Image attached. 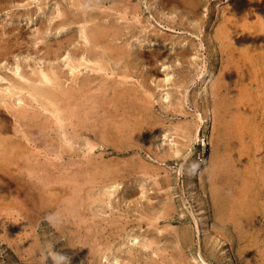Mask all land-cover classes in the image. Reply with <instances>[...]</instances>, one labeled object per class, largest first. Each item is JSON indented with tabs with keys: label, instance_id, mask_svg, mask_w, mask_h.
I'll list each match as a JSON object with an SVG mask.
<instances>
[{
	"label": "rangeland",
	"instance_id": "rangeland-1",
	"mask_svg": "<svg viewBox=\"0 0 264 264\" xmlns=\"http://www.w3.org/2000/svg\"><path fill=\"white\" fill-rule=\"evenodd\" d=\"M263 19L264 0H0V264H264Z\"/></svg>",
	"mask_w": 264,
	"mask_h": 264
},
{
	"label": "bare ground",
	"instance_id": "bare-ground-1",
	"mask_svg": "<svg viewBox=\"0 0 264 264\" xmlns=\"http://www.w3.org/2000/svg\"><path fill=\"white\" fill-rule=\"evenodd\" d=\"M179 1H181V0H179ZM184 2V1H183ZM198 2V1H197ZM199 3V2H198ZM181 4V3H180ZM183 5V4H182ZM181 5V6H182ZM193 5V4H192ZM180 6V5H179ZM184 7V6H183ZM190 10V9H189ZM53 15V14H52ZM60 15V14H59ZM83 15V14H82ZM66 16V15H65ZM71 16H73V15H71ZM77 16V15H76ZM85 16V15H84ZM83 16V17H84ZM70 17V16H69ZM91 17V16H90ZM51 18V17H50ZM55 18V17H54ZM67 18V17H66ZM65 18V19H66ZM73 18V17H72ZM77 18H78V16H77ZM80 18V17H79ZM85 18V17H84ZM83 18V19H84ZM222 18V17H221ZM59 19L60 18H58V21H59ZM64 19V20H65ZM74 19V18H73ZM92 19V18H91ZM108 19V18H107ZM82 20V19H81ZM264 20V19H263ZM53 21V20H52ZM66 21V20H65ZM64 21V22H65ZM72 21V20H71ZM75 22V21H74ZM78 22V21H77ZM87 22V21H86ZM115 22V21H114ZM63 23V22H62ZM79 23V22H78ZM89 23V22H88ZM3 25V24H2ZM1 25V26H2ZM7 25V24H6ZM15 25V24H14ZM82 25H84V24H82ZM225 25V24H224ZM230 25V24H229ZM260 25V24H259ZM8 26V25H7ZM11 26V25H10ZM51 26H54V24L53 25H51ZM50 26V27H51ZM61 26V25H60ZM261 26V25H260ZM259 26V27H260ZM66 27V26H65ZM93 27H94V25H93ZM95 27H96V25H95ZM99 27V26H98ZM104 27V26H103ZM233 27V26H232ZM236 27V26H235ZM53 28V27H52ZM86 28V27H85ZM91 28V27H90ZM224 28V27H223ZM94 29V28H93ZM221 29V28H220ZM228 29H231L230 27L228 28ZM236 29H237V27H236ZM252 29V28H251ZM259 29V28H258ZM16 30V29H15ZM67 30V29H66ZM83 30V29H82ZM88 30V29H87ZM241 30V29H240ZM1 31H3V30H1ZM17 31V30H16ZM20 31V30H19ZM55 31V30H54ZM57 31H58V29H57ZM80 31V30H79ZM233 31V30H232ZM257 31V30H256ZM6 32V31H5ZM62 32V31H61ZM107 32V31H106ZM221 32H222V29H221ZM226 32V31H225ZM228 32V31H227ZM230 32V31H229ZM243 32V31H242ZM247 32V31H246ZM7 33V32H6ZM19 33V32H18ZM59 33H60V30H59ZM102 33H103V31H99V30H97V29H94V30H92L91 32H90V35L92 34V41L93 42H99L101 39H102ZM116 33V31H113L112 32V35L113 34H115ZM220 33V32H219ZM244 33V32H243ZM13 34V33H12ZM39 34H40V32H39ZM73 34V33H72ZM84 34H85V32H84ZM237 34V33H236ZM3 35V34H2ZM85 35H88V34H85ZM230 35H232L231 34V32H230ZM234 35V34H233ZM246 35V34H245ZM247 35H250V34H248L247 33ZM246 35V36H247ZM252 35H253V33H252ZM262 35V34H261ZM14 36V35H13ZM22 36V35H21ZM83 36V35H82ZM220 36V35H219ZM222 36V35H221ZM264 36V35H263ZM36 37V36H35ZM34 37V38H35ZM40 37V36H39ZM58 37V36H57ZM90 37V36H89ZM164 37V36H163ZM217 37V36H216ZM249 37V36H248ZM20 37H18V39H19ZM37 38V37H36ZM43 38V37H42ZM220 38V37H219ZM230 38V37H229ZM247 38V37H246ZM31 39V38H30ZM63 39V38H62ZM86 39V38H85ZM90 39V38H89ZM117 39V38H116ZM227 39V38H226ZM239 39V38H238ZM245 39V38H244ZM3 40V39H2ZM36 40V39H35ZM37 40H39V39H37ZM45 40V39H44ZM65 40V39H64ZM91 40V39H90ZM89 40V41H90ZM113 40V39H112ZM218 40V39H217ZM222 40H225V39H222ZM262 40V39H261ZM14 41V40H13ZM12 41V42H13ZM69 41V40H68ZM86 41V40H85ZM88 41V43H93V42H89ZM102 41V40H101ZM230 41V40H229ZM264 41V40H263ZM4 42V41H3ZM26 42H28V41H26ZM32 42V41H31ZM223 42V41H222ZM86 43V42H85ZM100 43V42H99ZM250 43V42H249ZM9 44V43H8ZM13 44V43H12ZM34 44V43H33ZM228 44V43H227ZM254 44V43H253ZM89 45V44H88ZM230 45V44H229ZM255 45V44H254ZM8 46V45H7ZM90 46H92V45H90ZM122 46V45H121ZM9 47V46H8ZM89 47V46H88ZM227 47V46H226ZM232 47V46H231ZM235 47H237V46H235ZM243 47V46H242ZM250 47V46H249ZM254 47V46H253ZM90 48V47H89ZM116 47H114V49H115ZM225 48V47H224ZM241 48V47H240ZM78 49V48H77ZM221 49H222V47H221ZM226 49V48H225ZM244 49H245V47H244ZM243 49V50H244ZM249 49V48H248ZM86 50V49H85ZM84 50V51H85ZM115 50H117V49H115ZM252 50V49H251ZM256 50V49H255ZM87 51H89V50H87ZM97 51H99V50H97ZM104 51V50H103ZM232 51V50H231ZM242 51V50H241ZM86 52V51H85ZM250 52V51H249ZM100 53V52H99ZM112 53V52H111ZM243 53V52H242ZM252 53V52H251ZM83 54V53H82ZM91 54H92V52H91ZM95 54V53H94ZM245 54H247L246 52H245ZM250 54V53H249ZM257 54V53H256ZM255 53H254V55H256ZM76 55V54H75ZM74 55V56H75ZM100 55V54H99ZM104 55H106V54H104ZM121 55H122V53H121ZM260 55V54H259ZM118 54H117V58H118ZM248 56V55H247ZM263 56V55H262ZM261 56V57H262ZM84 57V56H83ZM87 57V56H86ZM108 57V56H107ZM116 57V56H115ZM264 57V56H263ZM81 58V57H80ZM96 58V57H95ZM122 58V57H121ZM238 58H239V56H238ZM227 59V58H226ZM245 59V58H244ZM249 59H250V57H249ZM264 59V58H263ZM119 60V59H118ZM71 62H72V60H71ZM97 62V61H96ZM249 62V61H248ZM247 62V64H249ZM251 62V61H250ZM264 62V61H263ZM77 63H79V62H77ZM255 63V62H254ZM246 64V63H245ZM251 64V63H250ZM256 64V63H255ZM76 65H78V64H76ZM73 66V64L71 65V67ZM230 66V65H229ZM17 67V66H16ZM78 67V66H77ZM245 67H247V66H245ZM74 68V67H73ZM249 68V67H248ZM245 69H247V68H245ZM48 70V69H47ZM69 70H70V68H69ZM71 70H73V69H71ZM75 70V69H74ZM73 70V71H74ZM231 70V69H230ZM252 71V70H251ZM16 72L17 71H15V74H16ZM41 72V76H39V75H37V76H39L40 77V79H39V81H37V83H43V84H46V86L45 87H42V86H38L37 84H33L32 85V88H33V90H35L39 95H41V98H44L45 97V95H46V93L50 96V95H52V92H50V93H48V92H46V90L47 89H52V90H55V81L54 80H52L51 79V77H49L46 73H44L43 71H40ZM49 72V71H48ZM53 72V71H52ZM72 72V71H71ZM78 72V71H77ZM235 72H236V70H235ZM230 73V72H229ZM237 73V72H236ZM250 73V72H249ZM18 74V73H17ZM22 74V73H21ZM38 74H40L39 72H38ZM51 74V73H50ZM55 74H56V72H55ZM74 74V73H73ZM73 74H72V76H73ZM231 74V73H230ZM234 74V73H233ZM240 74V73H239ZM235 75V77L237 76L236 74H234ZM245 75V74H244ZM249 75V74H248ZM251 75H252V73H251ZM20 76V75H19ZM32 77V76H31ZM38 77V78H39ZM245 77H246V75H245ZM227 78V77H226ZM251 78V77H250ZM34 79V78H33ZM252 79V78H251ZM22 80V79H21ZM25 80H28V79H25ZM31 81V80H30ZM245 81V80H244ZM252 81H253V79H252ZM28 83H29V81H27ZM227 82H229V81H227ZM18 83V87H17V89L19 88V89H24V87H23V83L22 82H17ZM27 83V84H28ZM34 83V82H33ZM225 83V82H224ZM15 84V83H14ZM223 84V83H222ZM227 84H229V83H227ZM10 85V84H9ZM26 85V84H25ZM225 85V84H224ZM239 85V84H238ZM247 86V85H246ZM246 86H243V87H246ZM46 87H48L47 89H45ZM50 87V88H49ZM9 88V87H8ZM8 88L6 89V90H8ZM126 88V87H125ZM12 89V88H11ZM14 89V88H13ZM243 90H244V88H242ZM15 90V89H14ZM27 91H28V89H26ZM249 90V89H248ZM248 90H246L245 92H247ZM17 91V90H16ZM34 91V92H35ZM88 91V90H87ZM3 92V91H2ZM1 92V93H2ZM32 96H34V94H33V91H31V90H29L28 91ZM132 92V91H131ZM250 92V91H249ZM17 93V92H16ZM10 94V93H9ZM36 94V93H35ZM124 94V93H123ZM253 94H255V93H253ZM118 95V94H117ZM120 95V94H119ZM244 95V94H243ZM4 96V95H3ZM11 96H12V94H11ZM37 96V95H36ZM60 96H61V98H63L64 100H66L67 101V99L70 101V102H75L76 100H77V98H78V96H77V94L75 93V91L74 90H64L63 92H61L60 93ZM8 97V96H7ZM34 98V97H33ZM38 98H40V97H38ZM243 98H245V96L243 97ZM9 99V98H8ZM3 100V99H2ZM94 100V99H93ZM231 100H233V98L231 99ZM230 99H229V101H231ZM246 100H248V99H246ZM245 99H244V102H243V104L245 103V101H246ZM4 101V100H3ZM5 101H7V98H6V100ZM221 101V100H220ZM229 101H228V103H229ZM68 102V101H67ZM253 102V101H252ZM31 103V102H30ZM24 104V103H23ZM78 104V103H77ZM85 104H87V103H85ZM90 104V103H89ZM246 104V103H245ZM251 104H253V103H251ZM124 105V104H123ZM122 105V106H123ZM248 105V104H247ZM246 105V106H247ZM224 106V105H223ZM250 106V105H249ZM6 107V106H5ZM227 107V106H226ZM251 107H253V105L251 106ZM114 108V107H113ZM124 109V108H123ZM230 109V108H229ZM247 109V108H246ZM250 109V108H249ZM125 110V109H124ZM114 111V110H113ZM143 111V110H142ZM250 111V110H249ZM15 112V111H14ZM16 113V112H15ZM14 114V113H13ZM22 114V113H21ZM71 114V113H70ZM73 114V113H72ZM127 114V113H126ZM252 114V113H251ZM247 115V114H246ZM133 116V115H132ZM141 117V116H140ZM250 117V116H249ZM137 118V117H136ZM123 119V118H122ZM228 119V118H227ZM231 119V118H230ZM250 120V119H249ZM229 121V120H228ZM232 121V120H231ZM138 122V121H137ZM120 123H121V121H120ZM33 124V123H32ZM111 124V123H110ZM136 124V123H135ZM149 124H151V123H149ZM247 124H250V123H247ZM28 125V124H27ZM91 125V124H90ZM129 125V124H128ZM251 125V124H250ZM37 126V125H36ZM92 126V125H91ZM119 126V125H118ZM127 126V125H126ZM138 126V125H137ZM142 126V125H141ZM141 126H139V128L138 129H140L141 128ZM145 126V125H144ZM116 127V126H115ZM121 128V127H120ZM119 128V129H120ZM116 129V128H115ZM227 129V128H226ZM106 130V129H105ZM124 131H126V130H124ZM189 131V130H188ZM105 132V131H104ZM127 132V131H126ZM143 132V131H142ZM146 132V131H145ZM237 132V131H236ZM123 133V132H122ZM240 133V132H239ZM99 134V133H98ZM128 134V133H127ZM132 135V134H131ZM187 135V134H186ZM245 135V134H244ZM111 136V135H110ZM130 136V135H129ZM128 136V138H130ZM100 137V136H99ZM132 137H133V135H132ZM184 137V136H183ZM242 137H243V134H242ZM102 138V137H101ZM103 139V138H102ZM106 139V138H105ZM113 139V138H112ZM244 139V138H243ZM99 140V139H98ZM125 140H126V138H125ZM231 140H232V138H231ZM242 140V139H241ZM245 140V139H244ZM249 140H251V139H249ZM101 141V140H100ZM99 141V142H100ZM136 141V140H135ZM237 141V140H236ZM132 142V141H131ZM134 142V141H133ZM249 142V141H248ZM108 143V142H107ZM114 143V142H113ZM116 143V142H115ZM121 143H123V142H121ZM232 143V142H231ZM230 143V144H231ZM235 143V142H234ZM243 143V142H242ZM251 143V142H250ZM253 143V142H252ZM246 144V143H245ZM111 145V144H110ZM126 145V144H125ZM135 145V144H134ZM112 146V145H111ZM129 146H131V144L129 145ZM113 147V146H112ZM140 147V146H139ZM138 147V148H139ZM231 147V146H230ZM233 147V146H232ZM248 147V146H247ZM242 148V147H241ZM245 148H246V146H245ZM251 148H252V146H251ZM250 148V149H251ZM236 149V148H235ZM240 149V148H239ZM125 150H126V147H125ZM15 151V150H14ZM13 151V152H14ZM173 151V150H172ZM242 151V150H241ZM241 151H240V153H241ZM251 151V150H250ZM246 152H247V149H246V151H245V154H246ZM169 153H171V152H169ZM248 153V152H247ZM163 154V153H162ZM251 154V153H250ZM135 155V154H134ZM241 155V154H240ZM160 157V156H159ZM163 157H165V156H163ZM218 157V156H217ZM15 158V157H14ZM219 159H221V158H219ZM222 159H224V158H222ZM242 159H246V158H242ZM250 159H252L251 157H250ZM160 160V159H159ZM215 160V159H214ZM255 160V159H254ZM34 161V160H33ZM228 161V160H227ZM245 161H247V159L245 160ZM244 161V162H245ZM253 162H255V161H253ZM126 163V162H125ZM221 163H223V162H221ZM249 163V162H248ZM247 163V164H248ZM251 163V162H250ZM36 164H37V162H36ZM254 164V163H253ZM141 165V164H140ZM139 165V166H140ZM224 165V164H223ZM237 165V164H236ZM149 166V165H148ZM239 166V168H240V164L238 165ZM244 166V165H243ZM246 167H247V165H245ZM111 167H113V166H111ZM145 167V166H144ZM255 167V166H254ZM139 168V167H138ZM238 168V167H237ZM260 168V167H259ZM141 169V168H140ZM215 169V168H214ZM231 169V168H230ZM229 169V170H230ZM250 169V168H249ZM114 170V169H113ZM126 170V169H125ZM234 170V169H233ZM240 170V169H239ZM247 170V169H246ZM254 170V169H253ZM257 170V169H256ZM136 171V170H135ZM134 171V172H135ZM225 171H227V170H225ZM241 171V170H240ZM264 171V170H263ZM101 172H102V170H101ZM106 172H107V170H106ZM105 172V173H106ZM117 172V171H116ZM216 172V171H215ZM254 172V171H253ZM217 173V172H216ZM239 173V172H238ZM148 174V173H147ZM214 174V173H213ZM233 174V173H232ZM246 174V173H245ZM255 174V173H254ZM91 175V174H90ZM124 175V174H123ZM140 175V174H139ZM212 175V174H211ZM218 175V174H217ZM238 175V174H237ZM236 175V176H237ZM258 175V174H257ZM260 175V174H259ZM119 176V175H118ZM224 176V175H223ZM229 176V175H228ZM240 176V175H239ZM263 176V175H262ZM262 176H261V178H262ZM117 177V176H116ZM264 177V176H263ZM162 178V177H161ZM230 178H233V177H230ZM239 178V177H238ZM257 178V177H256ZM107 179V178H106ZM244 179V178H243ZM243 179H241L242 181H243ZM247 179H248V177H247ZM251 179V178H250ZM253 179V178H252ZM255 179V178H254ZM113 180V179H112ZM232 180V179H231ZM165 181V180H164ZM244 181H246V180H244ZM253 181V180H252ZM255 181V180H254ZM260 181V180H259ZM258 181V182H259ZM90 182V181H89ZM246 182H248V180L246 181ZM261 182V181H260ZM232 183H234V182H232ZM249 183V182H248ZM252 182H250V184H251ZM215 184V183H214ZM244 184V183H243ZM257 184V183H256ZM234 185V184H233ZM242 185V184H241ZM29 186V185H28ZM111 186V185H110ZM215 186H216V184H215ZM248 186V185H247ZM116 187V186H115ZM219 187H221V185L219 186ZM227 187V186H226ZM260 187V186H259ZM16 188V187H15ZM224 188V187H223ZM231 188V187H230ZM243 189H244V187H242ZM241 188V189H242ZM249 188V187H248ZM29 189V188H28ZM222 189V188H221ZM225 189V188H224ZM240 189V190H241ZM246 189V188H245ZM244 189V190H245ZM261 189V188H260ZM239 190V189H238ZM249 190V189H248ZM247 190V191H248ZM258 190V189H257ZM263 190V189H262ZM85 191V190H84ZM132 191V190H131ZM222 191V190H221ZM226 191V190H225ZM242 191V190H241ZM240 191V192H241ZM29 192H31L30 190H29ZM78 192V191H77ZM244 192V191H243ZM21 193V192H20ZM28 193V192H27ZM86 193V192H85ZM214 193V192H213ZM249 192H247V194H248ZM258 193H259V191H258ZM70 195H71V193H69ZM79 194V193H78ZM88 194V193H87ZM230 194V193H229ZM238 194V193H237ZM247 194H245V195H247ZM252 194H253V192H252ZM238 195H240L241 196V193L240 194H238ZM211 196V195H210ZM217 196V195H216ZM215 196V197H216ZM221 196H223L222 194H221ZM225 196H227V195H225ZM231 196V195H230ZM252 196V195H251ZM259 196H261V195H259ZM77 197V196H76ZM219 197V196H218ZM248 197V196H247ZM253 197V196H252ZM15 198H19V196H17V197H15ZM72 198V197H71ZM70 198V199H71ZM81 198H83V197H81ZM81 198H80V200H81ZM215 199L214 198V196L212 197L211 196V199ZM217 198V197H216ZM221 198V197H220ZM219 198V199H220ZM239 198V197H238ZM254 198V197H253ZM256 198V197H255ZM259 198V197H258ZM223 199L225 200L226 198L223 196ZM236 199V198H235ZM246 199V198H245ZM264 199V198H263ZM68 200V199H67ZM228 200H230V199H228ZM234 200V198L232 199V201ZM260 200V199H259ZM18 201V200H17ZM20 201V200H19ZM72 201H73V199H72ZM232 201H230V202H232ZM234 201H236V200H234ZM244 201V200H243ZM251 201V200H250ZM263 201V200H262ZM238 202H239V200H238ZM248 202V201H247ZM220 203V202H219ZM67 204H70V202L69 203H67ZM217 204V203H216ZM246 204V203H245ZM244 204V205H245ZM251 204V203H250ZM250 204H248V205H250ZM254 204V203H253ZM65 205H66V202H65ZM74 205V204H73ZM215 204H213V206H214ZM218 205V204H217ZM222 205H224V204H222ZM230 205V204H229ZM240 205H243V204H240ZM262 205H264V204H262ZM262 205H260L261 207H262ZM54 206H56V205H54ZM67 206V205H66ZM116 206V205H115ZM220 206V205H219ZM250 206H253V205H250ZM76 207H78V206H76ZM215 207V206H214ZM226 207H228V206H226ZM230 207H231V205H230ZM239 208H241L240 206H238ZM238 207H235V208H238ZM244 207H246V206H244ZM254 207V206H253ZM223 208V207H222ZM243 208V207H242ZM252 208V207H251ZM77 210H78V208H76ZM221 209V208H220ZM244 209V208H243ZM242 209V210H243ZM256 209V208H255ZM261 209V208H260ZM219 210V209H218ZM236 211H237V209H235ZM264 210V209H263ZM263 210H261V211H263ZM63 211V210H62ZM65 211V210H64ZM228 211V210H227ZM234 211V210H233ZM218 212V211H217ZM222 212H223V210H222ZM235 212V211H234ZM239 212V211H238ZM237 212V213H238ZM241 212H243V211H241ZM61 213V212H60ZM68 214H70V212H67ZM236 213V214H237ZM245 213V212H244ZM67 214V215H68ZM218 214V213H217ZM232 214V213H231ZM234 214V213H233ZM243 214V213H242ZM242 214H241V216H242ZM246 214V213H245ZM229 215H230V213H229ZM64 216V215H63ZM220 215H218V217H219ZM222 216V215H221ZM240 216V217H241ZM261 216H263V215H261ZM60 217H61V215H60ZM71 217V216H70ZM73 217H74V215H73ZM230 217V216H229ZM239 217V216H238ZM240 217H239V219H240ZM244 217V216H243ZM249 217V216H248ZM252 217V216H251ZM250 217V218H251ZM59 218V217H58ZM67 218V217H66ZM80 218V217H79ZM220 218V217H219ZM242 218V217H241ZM254 218V217H253ZM252 218V219H253ZM237 219V218H236ZM235 219V220H236ZM256 219V218H255ZM251 221V220H250ZM256 221V220H255ZM255 221H254V223H255ZM227 222V221H226ZM232 222V221H231ZM116 223H118V222H116ZM237 223V222H236ZM241 223V222H240ZM245 223H246V221H245ZM119 224V223H118ZM232 224V223H231ZM253 224V223H252ZM117 225V224H116ZM236 225V224H235ZM118 226V225H117ZM243 226V225H242ZM253 226H254V224H253ZM239 227V226H238ZM248 227V226H247ZM251 227V226H250ZM250 227H249V230H250ZM244 228V227H243ZM70 229V228H69ZM81 229V228H80ZM246 228H244V230H245ZM254 229V228H253ZM247 230V229H246ZM241 231V230H240ZM242 232V231H241ZM243 233V232H242ZM137 237V236H136ZM252 237V236H251ZM131 240H133L132 241V243H137L138 242V239H136L135 237H133L132 236V239ZM183 241H184V239H183ZM74 242V241H73ZM141 244V243H140ZM123 245V244H122ZM144 245V244H143ZM138 250H140V249H138ZM246 250H247V248H246ZM88 255H90V254H88ZM93 255V254H92ZM105 256V255H104ZM141 256V255H140ZM106 258V257H105ZM225 258V257H224ZM104 259V258H103ZM90 260V259H89Z\"/></svg>",
	"mask_w": 264,
	"mask_h": 264
}]
</instances>
